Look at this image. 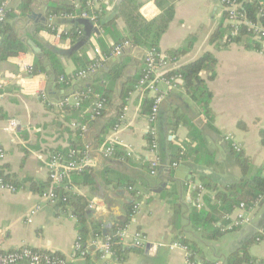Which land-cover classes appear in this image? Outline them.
<instances>
[{
  "label": "crops",
  "instance_id": "obj_1",
  "mask_svg": "<svg viewBox=\"0 0 264 264\" xmlns=\"http://www.w3.org/2000/svg\"><path fill=\"white\" fill-rule=\"evenodd\" d=\"M134 1L141 4L139 13L147 20H157L165 11L173 10L158 43L159 49L177 57L171 71H178L207 52L214 55L215 76L211 78V69L201 72L213 92L212 119L203 113L183 81L180 87L168 91L162 103L156 123L158 148L153 151L147 117L151 93L136 87L123 93L125 85L132 88L136 83L149 46L129 47L123 56L112 54L118 39L127 35L126 18L119 9L123 0H99V6L106 5L104 22L114 19L108 32L96 25L97 33L92 24L81 20L83 17L58 19L62 29H69L77 20L83 28L77 39H57L45 26L53 4L69 3L78 8L82 0H12L9 9L16 14L12 23L18 36L28 44L33 40L39 46L56 47L68 76L100 54L104 60L96 74L71 83L54 82L46 73L34 75L25 71L24 66L33 65L36 57L30 44L29 51L0 62V148L6 153L0 169L8 181L21 184L16 191L0 188V247L13 251L30 246L75 256L79 231L73 209L42 198L33 182L49 189L51 153L57 149L66 152L73 141L79 140L95 147V162L91 166L94 184L74 186L75 193L87 197L89 206L94 205L89 209V225L93 221L101 222L105 235L113 234L123 224L127 229L121 239L125 251L122 259L115 253L103 256L102 243L106 237L89 234L86 242L91 264H185V251L170 248L181 236L195 243L199 255L205 259L226 264L232 252L257 234L262 239L251 243L249 252L255 258H264V195L255 207L246 209L242 226L221 230L217 238H208L207 231L194 227L190 220L191 211L198 207L191 182L211 183L221 189L239 181L243 172L235 153L242 152L250 159L249 176L264 166V55L260 49L246 46L258 42L262 47L261 42L250 36L227 44L211 41L222 21L230 23L224 20L225 10L220 0ZM25 2L29 10L23 15ZM107 50L111 54L107 55ZM118 63L124 64V74L111 92L105 113L92 118L94 99L78 106L75 94L89 86L110 85L107 74ZM162 87L166 88L165 84ZM42 91L47 92L52 104L41 100ZM64 99H68V104L59 106V101ZM119 115L123 116L120 127L103 132ZM83 119H88V123H83L87 129L78 135L73 124ZM115 136L121 143L115 156L105 159L100 151L103 141ZM234 143L241 146L240 151L234 149ZM130 148L134 155H128ZM179 151L181 158H177L179 164L175 167L173 159ZM156 156L160 165L153 175L150 162ZM203 194L215 192L205 188ZM136 201L140 210L131 217L130 205ZM175 202L180 211L179 221L175 218ZM37 206L40 207L33 213ZM237 211L236 208L231 216H236ZM225 220L223 216L219 224ZM136 231L147 236L143 245L135 244ZM86 260L76 257L80 264Z\"/></svg>",
  "mask_w": 264,
  "mask_h": 264
},
{
  "label": "trees",
  "instance_id": "obj_2",
  "mask_svg": "<svg viewBox=\"0 0 264 264\" xmlns=\"http://www.w3.org/2000/svg\"><path fill=\"white\" fill-rule=\"evenodd\" d=\"M241 2L242 8L240 9L247 17L248 20L259 22L264 26V13H263V1L264 0H237ZM25 6L22 7L21 13L24 15L28 12V2L24 3ZM141 4L135 3L134 0H123L120 8L122 11L120 14L124 15L127 22V35L118 39L115 43H120L125 40H129L134 46L148 45L149 49L153 47H158V43L162 33L166 30L169 21L173 16V10L169 9L165 11L157 20H147L139 13V8ZM106 5L101 3V5L94 10H90L86 7V0H82L80 6L75 8V5L69 3H61V4H53L48 14H60V13H72L76 15H80L84 11H88L89 14L95 15L96 23L105 32H108L109 26L114 23V19L109 20L107 23L104 22L102 16L104 14ZM16 16L12 11H8L7 18L5 22H3L0 29V62L7 60L12 56H17L21 52L29 51L31 49L30 45L23 38L19 37L15 28L13 27L12 20ZM117 16H120L119 14ZM228 18V13L225 11L224 20ZM60 20V19H59ZM59 20L56 21V24L59 25ZM73 21V20H72ZM47 28V26H45ZM232 25L230 23H224L222 21L216 31L212 36V42H218V44H227L233 41H240L243 38L253 37L254 32L248 28V26L243 25L240 27L239 33L236 36H232L231 34ZM83 32V28L80 24L77 23V20L73 22L72 27L69 28L67 34H62V37H70L72 39H77L79 35ZM248 40V39H247ZM249 41V40H248ZM252 44L247 43L248 47H255V49H261V45L258 42H254ZM43 52L40 55H36L35 62L33 64V68L31 73L36 75L39 73H46L54 82H58L61 76H64L66 79L70 77L65 73V68L60 59L59 51L56 47L48 44H40ZM218 46V45H217ZM114 47V46H113ZM219 47V46H218ZM106 54L109 55L111 52L109 50L106 51ZM91 61L84 65L86 67ZM216 64V59L214 55L210 52L205 53L202 57L193 61L189 64L183 65L178 70L179 73L183 75L184 87L190 93L191 97L200 104L203 113H205L210 119H212L210 103L213 97V92L207 87L205 80L201 76V72L205 69H211L212 75L211 78L215 76V71L213 69ZM117 68L112 69L108 72L107 77L110 80V85L104 86L103 88L92 87L81 89L80 92L91 91L88 97H84L82 102L85 100L91 101L95 100L96 96H99L101 99L106 101V105L110 101L111 92L114 90V86L116 83L122 78L124 74V64L118 63ZM144 68V66H143ZM143 68L141 72L138 74L136 83L131 88H124V94L129 93L131 89L137 86L142 74ZM73 81H70V83ZM92 87V88H91ZM91 88V89H90ZM94 91H93V90ZM93 100V102H94ZM81 102V104H82ZM80 104V105H81ZM106 109V108H105ZM151 111V98L148 104V113ZM105 113L103 111L102 115ZM101 115V116H102ZM92 117V111H91ZM83 123H88V119H83L82 121L77 122L78 126L76 127L78 130V135L82 134V130L80 126ZM121 123V115H119L116 119L110 121L109 124L105 126L103 132H106L109 128H114L117 124ZM149 142L152 143V138L148 134ZM264 139V132H263ZM105 140L103 141V143ZM84 143L79 140L73 141L68 150H79L81 151L84 148ZM63 151V150H55ZM64 152V151H63ZM176 158L173 159L174 162L177 158H181L180 151L175 155ZM237 162L239 163L241 170L243 172V178L239 181L233 182L226 187L218 188L211 183H205L203 185L205 188L210 191H214L215 194L204 195L205 206L203 208H194L190 214V220L193 223L194 227L201 228L207 231L206 236L208 238H217L222 232V224L227 220L223 221L222 224H219L223 216L232 214L235 209L240 205V203L245 202L248 207H255L257 202L264 195V166L259 169L252 176H249V171L251 168V161L248 157H246L242 152L235 153ZM6 178V177H5ZM70 184L72 185H93V170L91 167H87L81 173L72 174L70 177ZM7 180V178H6ZM34 180V179H32ZM8 181V180H7ZM10 183L15 184L19 187L21 184L16 183L14 181H8ZM36 190L41 194L45 191L43 186L38 187L36 182ZM51 188V185H50ZM57 192H61L63 195L67 197L66 201H61L59 205L62 207L69 206L73 209L74 214L77 217V226L79 235L83 241V248L86 249L85 256H79L80 252H77L76 257H84L86 258V262L82 264H91L89 262V251L87 244V237L89 234H93L95 237H106L110 238L111 250L115 255L119 258H123L124 250L121 245V239L116 235L117 231L125 227V224L121 225L113 234L105 235L103 232V225L99 221H93L89 225L90 213H89V201L87 197L82 196L77 193L65 192L62 188H55ZM137 202V201H136ZM130 205L129 213L131 215L134 204ZM175 208V218L177 221L180 220V211L178 209V204L174 203ZM179 226V225H178ZM180 227V226H179ZM262 239V236L253 235L251 239L243 243L241 247L230 254L229 259L226 264H252L258 260L259 258L253 257L249 252V246L253 242H257ZM182 243L188 245L192 252L198 255L205 264H217V262L209 261L205 259L203 256L199 255L198 249L196 248V244L188 241L184 236H181L179 239ZM47 252L53 255H58L62 257H66L60 253H54L49 251ZM103 254V251H101ZM195 257V256H194ZM76 264H80L77 263Z\"/></svg>",
  "mask_w": 264,
  "mask_h": 264
},
{
  "label": "built area",
  "instance_id": "obj_3",
  "mask_svg": "<svg viewBox=\"0 0 264 264\" xmlns=\"http://www.w3.org/2000/svg\"><path fill=\"white\" fill-rule=\"evenodd\" d=\"M12 0H0V29L5 22L10 2ZM223 5L224 10L228 13V22L232 25L231 34L232 36H236L239 33L240 27L243 25L248 26L251 31L254 32L253 37H257L261 42L262 47L259 50L264 55V26L255 21L248 20L246 15L240 10L242 8L241 2L237 0H220ZM86 7L90 10L97 9L99 7V0H86ZM264 13V11H263ZM77 17L89 18L95 25H97L95 15H91L88 11H84L80 15L72 14V13H60V14H48L47 22H46V31L53 32L57 39L62 38V34H67L69 29H62L59 25L56 24L58 19H72ZM134 45L129 41L125 40L120 43L114 45L112 54L114 56H123L127 51V48L133 47ZM98 53L100 54L99 50ZM104 57L100 54L97 58L91 61L86 67H82L77 70L72 76H69V79H66L64 76L59 78V81L62 83H70V81L74 80H82L89 76L96 74L103 67ZM177 62V57L174 55H170L159 49L158 47H153L148 49L144 57V68L143 74L136 86L137 89L147 91L151 93V111L148 113V134L152 138L151 149L156 151L158 148L157 136V120L160 114V109L163 101L165 100L168 91H172L181 86L183 80V75L178 71H171V65ZM33 65H25V71L31 72ZM165 84L166 88H163L162 85ZM91 91L87 92H77L75 94L76 104L79 106L84 97H88ZM41 100L47 104H52L49 101L48 94L46 91H42L39 94ZM68 104V99H64L59 101V106L64 107ZM106 108V101L101 99L99 96H96L92 104V118H97L102 115L103 111ZM123 116H121L122 119ZM121 123L117 124L114 127V130H117L120 127ZM74 127H77L78 124L74 123ZM82 132H85L87 129V125L80 126ZM227 139H230V136H227ZM121 143L119 137L115 136L109 140H106L102 147L100 148L101 154L105 159H109L115 156L117 151V145ZM235 150L240 151L241 146L238 144H233ZM95 150L94 145L85 144L84 148L79 150H68L66 152L56 151L52 152L49 161V178L51 182V188L45 190L41 196L42 198L49 201L51 204L58 205L61 201H66L67 197L63 195L61 192H57L55 188H62L65 192L75 193V185L70 184V176L72 174L81 173L87 167H91L95 159L93 157V151ZM128 155H134V150L129 149ZM6 157L5 150L0 148V163ZM178 162H174L173 166H178ZM160 165L159 158L156 156L150 162V173L155 175L158 171V167ZM190 186L194 188L196 191L194 201L196 206L199 208H203L205 206L204 201V190L205 187L203 185L190 183ZM0 188L8 189L11 191H16L17 186L13 183H10L6 180L5 176L1 172L0 169ZM92 205V204H91ZM33 211V213L37 212L38 208ZM64 208H69L66 206ZM248 208L245 202L240 203L237 207L239 211H237L236 216L232 217L231 214L226 215L225 218L227 223L222 225L221 230H234L243 225L246 220V209ZM140 210V203H135L132 209L131 217H135V215ZM75 216V214H74ZM76 217V216H75ZM77 218V217H76ZM127 234V229L122 228L117 231L116 235L123 239ZM261 240V239H260ZM259 240V241H260ZM147 241V236L143 234L141 231H136L134 234V242L137 245H143ZM103 248V256L106 254H112L111 250L110 238H106L102 243ZM170 248H180L185 251L186 261L185 264H205L204 261L192 252L191 248L177 240L170 244ZM77 252H80L79 256H85L86 249L83 248V241L81 236L77 237L75 242V256H77ZM62 257L58 255H53L47 252H41L36 250L30 246H24L17 250L13 251H5L2 247H0V264H18L21 262H26L27 264H76V257ZM195 256V257H194ZM258 260L252 264H264V258H259ZM219 264V263H217Z\"/></svg>",
  "mask_w": 264,
  "mask_h": 264
},
{
  "label": "water",
  "instance_id": "obj_4",
  "mask_svg": "<svg viewBox=\"0 0 264 264\" xmlns=\"http://www.w3.org/2000/svg\"><path fill=\"white\" fill-rule=\"evenodd\" d=\"M81 20H83L84 23H90V25L92 24L91 26H94V30L97 33H99V28L96 25H94L93 21H91L89 18H84ZM29 44L31 45L35 55H40L43 52L42 48L38 44H36L33 40H29ZM93 208H94V205L89 206V209H93ZM148 247H149V245H148Z\"/></svg>",
  "mask_w": 264,
  "mask_h": 264
}]
</instances>
